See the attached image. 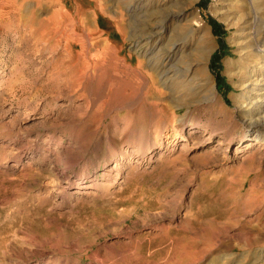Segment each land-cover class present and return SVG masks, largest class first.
I'll return each instance as SVG.
<instances>
[{
	"label": "rangeland",
	"instance_id": "1",
	"mask_svg": "<svg viewBox=\"0 0 264 264\" xmlns=\"http://www.w3.org/2000/svg\"><path fill=\"white\" fill-rule=\"evenodd\" d=\"M52 1L59 23L42 39L0 0V264H264V149L240 140L235 98L245 92L244 75L225 67L243 56L247 31L236 20L247 17L248 0L161 6L159 19L181 10L208 34L217 99L178 110L196 120L193 131L172 127L167 87L150 67L152 45L170 39L177 20L165 22L162 41L137 46L110 0ZM262 1L254 10L264 14ZM86 13L96 33L82 47ZM209 19L223 26V47ZM145 20L151 31L152 18ZM102 44L114 57L101 55ZM219 51L228 90H217L211 68ZM207 128L215 131L208 141ZM226 131L234 139L219 143Z\"/></svg>",
	"mask_w": 264,
	"mask_h": 264
},
{
	"label": "bare ground",
	"instance_id": "2",
	"mask_svg": "<svg viewBox=\"0 0 264 264\" xmlns=\"http://www.w3.org/2000/svg\"><path fill=\"white\" fill-rule=\"evenodd\" d=\"M8 1L9 3L16 6V11L14 14H16L17 18H19L18 20L20 21V23L25 28L29 29L27 31H30L31 34L35 33L36 31H41L40 37L42 39L45 36L50 38L52 29L56 25H53L52 22L57 23V17L60 16L59 11H53V8L56 4L52 0ZM171 2V0H110L108 6L111 10V13H119L120 17H122L118 18L117 20L118 27L122 33H125V26H129L130 30L132 31L131 36L136 39L137 46H143V44H140L141 40H150L152 38L153 41V38H157L162 41L161 31L162 29H164L165 22L173 19L177 20V22L179 23L177 25V30H174V33L171 35L170 39L166 40L165 43L163 42L164 44L157 43L155 45H152V59H150V67L151 69L153 68L152 73L157 77V81L160 80L161 83L163 85H166L167 87L169 93V104H167L170 106V111L172 114V127L176 130L178 127L183 128L189 124V129L193 131L197 127V124L194 118H191V120L188 118L189 109L191 107H198L202 103V101L208 104L209 102H213L217 99L215 87L214 85H211L212 83L210 82L207 74V56L210 51V43L208 41L209 38L206 30L202 28L198 31H195L192 23L194 22V19L192 18L191 21L188 20V18H185V14L181 10H173L171 12L169 11L165 14L164 18L159 19V15L162 13L161 10H163L161 6L163 7L167 4H170ZM248 2L250 4V12L247 14V17L236 20V23H239L240 30L242 32L247 31L246 43L242 48V51H244L243 56L239 60L226 62L225 67L226 73L228 75H230L235 70H241V73L244 75L243 80L240 84L242 88L245 89V92L242 97L240 96L238 99L235 98V102H239L240 112L243 116L241 127L245 130V134L240 138V140H246L247 138V140L255 141V143L257 144L256 149L261 150L264 149V14H261V12L254 10L256 3L260 2V0H248ZM49 10H51V12H49ZM123 10L129 14L128 15L126 13L128 15L127 19L125 18L124 14H122ZM40 12L42 14H47L44 18H42ZM147 17L152 18L151 31L149 29L151 25L146 28L147 22L145 19ZM65 19L66 18H63L60 24H63L66 21ZM68 22L71 24V32L73 33L75 29L74 20L70 19L68 20ZM80 22L83 25L84 33L80 35L81 37H78V41L81 42L82 47L84 45L89 47L92 44L89 40V35H92V33L95 32L92 25V19L90 15L86 13L82 15V17L80 18ZM102 22L107 23L106 20L104 21L103 19ZM200 23L201 22L198 23L199 26L201 25ZM97 24L98 28L101 29V27H99V23ZM109 26L108 28H111V26ZM98 31L100 30L98 29ZM112 43H114V41ZM145 44H148V42H146ZM101 46L103 47L101 55L104 58L114 57L113 52L110 48H107L104 44H102ZM82 49L84 50V48ZM83 50L78 54L79 58L83 56ZM68 56L71 58L70 53H68ZM88 64L89 63L85 62V59L80 63L83 69H86ZM193 74L195 76L200 75L201 78L196 81L194 79L195 77H190ZM189 77L191 79H189ZM153 80L154 78L152 76L151 89L153 91H156V87H154L155 83ZM206 96L208 101H206ZM180 108H185L188 110L182 118H179L178 115V110ZM205 132L208 133L206 138V140L208 141L212 139L213 132L215 131L214 129L213 131H210V129L207 128L205 129ZM232 139H234L232 133L226 131L219 143H223L224 141L229 142ZM126 254L127 253H125V255ZM126 257L128 256L126 255ZM256 261L257 260H253L248 262L247 264H256Z\"/></svg>",
	"mask_w": 264,
	"mask_h": 264
},
{
	"label": "trees",
	"instance_id": "3",
	"mask_svg": "<svg viewBox=\"0 0 264 264\" xmlns=\"http://www.w3.org/2000/svg\"><path fill=\"white\" fill-rule=\"evenodd\" d=\"M199 5L203 7L205 5V0H202V2H200ZM208 22L212 27L213 34L217 37L218 43L220 44L221 47H223L222 40H221L222 36L225 33L223 26H221L219 23L215 22L212 19H209ZM222 55L223 53L221 51L215 52L213 54L212 60H211V68L216 73L217 90H221L222 88L225 90H228L229 87L224 84L222 78L218 75V72H217L220 66V60L222 58Z\"/></svg>",
	"mask_w": 264,
	"mask_h": 264
}]
</instances>
